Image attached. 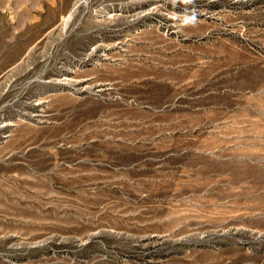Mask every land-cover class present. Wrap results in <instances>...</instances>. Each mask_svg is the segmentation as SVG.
I'll use <instances>...</instances> for the list:
<instances>
[{
	"label": "rangeland",
	"instance_id": "rangeland-1",
	"mask_svg": "<svg viewBox=\"0 0 264 264\" xmlns=\"http://www.w3.org/2000/svg\"><path fill=\"white\" fill-rule=\"evenodd\" d=\"M0 264H264V0H0Z\"/></svg>",
	"mask_w": 264,
	"mask_h": 264
}]
</instances>
